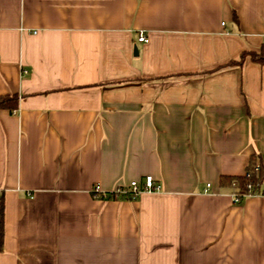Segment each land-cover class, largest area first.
<instances>
[{"label":"crops","instance_id":"obj_1","mask_svg":"<svg viewBox=\"0 0 264 264\" xmlns=\"http://www.w3.org/2000/svg\"><path fill=\"white\" fill-rule=\"evenodd\" d=\"M263 43L264 0H0V264H264L220 184L264 169V64L226 66Z\"/></svg>","mask_w":264,"mask_h":264},{"label":"trees","instance_id":"obj_2","mask_svg":"<svg viewBox=\"0 0 264 264\" xmlns=\"http://www.w3.org/2000/svg\"><path fill=\"white\" fill-rule=\"evenodd\" d=\"M234 18L237 20V15L234 13ZM247 58L252 61L264 64V43L258 50H244L239 57L231 59L227 65H242ZM19 107V95L6 94L0 96V109H7L11 112L15 111ZM259 165V170H256V166ZM249 172V175L246 173ZM264 178V169L261 162L254 156L252 157L250 164L248 165L246 172L237 176H222L220 178L221 186H229L237 189L239 192L244 193H264L262 182ZM250 185V186H249ZM5 236V204L0 194V250L3 249Z\"/></svg>","mask_w":264,"mask_h":264},{"label":"built area","instance_id":"obj_3","mask_svg":"<svg viewBox=\"0 0 264 264\" xmlns=\"http://www.w3.org/2000/svg\"><path fill=\"white\" fill-rule=\"evenodd\" d=\"M138 39L140 42H147L148 36L146 35L145 32L142 31L140 32ZM259 168L260 166L257 165L255 169L259 170ZM246 175H249V172H247ZM159 188L160 186L156 183V180L153 177V175H146L143 183H141L138 180H133L130 182L129 185L118 186L117 188L109 192L104 191L99 184H95L91 191L94 196L105 199L111 197H125V198L133 199V198H137L140 194H142L145 191H155L158 190ZM255 194H263V193L260 192L244 193V192H239L237 189H234L231 195L234 203H241L246 196L255 195Z\"/></svg>","mask_w":264,"mask_h":264},{"label":"water","instance_id":"obj_4","mask_svg":"<svg viewBox=\"0 0 264 264\" xmlns=\"http://www.w3.org/2000/svg\"><path fill=\"white\" fill-rule=\"evenodd\" d=\"M137 50L135 49V52H136Z\"/></svg>","mask_w":264,"mask_h":264}]
</instances>
